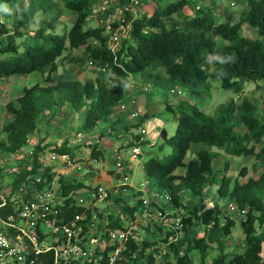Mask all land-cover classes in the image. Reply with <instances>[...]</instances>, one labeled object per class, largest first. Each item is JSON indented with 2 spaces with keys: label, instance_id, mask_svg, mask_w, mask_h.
<instances>
[{
  "label": "trees",
  "instance_id": "16d2710c",
  "mask_svg": "<svg viewBox=\"0 0 264 264\" xmlns=\"http://www.w3.org/2000/svg\"><path fill=\"white\" fill-rule=\"evenodd\" d=\"M57 1L62 10L74 16L65 34L47 33L52 29L53 20L60 15V10L50 0H28V16L46 13H54L55 16L33 33L31 42L25 44L20 52L16 42L19 34L0 25V80L32 73L42 76L41 84L23 88L14 102L4 105L7 121L0 129V153L7 155L21 151L28 136L37 129L39 114L64 104L80 113L79 131L92 130L100 123L108 125L105 127L109 131L118 132L121 137L130 134V130L138 128L143 118L139 116L138 120L130 121L115 112L118 103L124 101V80L129 75H138L142 83L156 92L184 89L188 100L182 98L173 104L163 102V109L175 120L173 135L163 140L170 148V154L162 160L149 158L142 164L145 177L153 178L158 190L169 199L170 208L164 206L161 211H173L174 216L182 210L185 212L180 216L183 236L169 245L174 264H194L189 257L192 253L198 255L197 264H206L212 244L216 246L217 254L209 264H264L260 259L264 243V105L258 112L247 97L239 96L236 101L218 105L208 115L193 103L195 99L208 96L210 86L207 80L213 76L217 77L220 89L236 95L243 91L240 79L251 83L264 82V0H241L243 9L235 18L224 9V21L221 23L215 22L208 8L197 7L196 3L202 0H148L155 5L149 15L132 18L125 12L122 22L114 20L106 24L109 30L122 25L127 32L126 37L117 40V48L110 40V31L103 24L98 25L97 21L111 17L116 8L122 12L123 0H114L104 7L101 0ZM97 5L98 10H95ZM94 18V27L86 28V23ZM242 25L256 31L257 38L242 37ZM216 39L223 44L216 45ZM79 48H82L80 55L71 57L69 52ZM5 55L9 57L3 58ZM208 58L217 61L211 74L202 65ZM57 60L87 64L105 73L111 85L90 79L83 82L56 79ZM238 125L242 128L240 133L235 132ZM136 140L137 136H133V141L122 148H131ZM211 148L222 151L226 156L251 157L254 162L250 168L254 171L258 166L261 172L256 178H247L240 183L236 178L225 176L227 163L222 169L212 170L211 163L217 154L211 152ZM43 149L39 143L34 145L30 170L19 174L13 185L39 170L37 155ZM49 151L72 158L71 151L65 147H53ZM186 154L190 158L184 162ZM101 159V152L92 146L87 160ZM178 169L181 174L175 173ZM49 171L47 167L41 169V182L42 178L47 182L52 179L54 174ZM110 173L115 179L119 177L114 172ZM244 176L242 168L238 177ZM216 181L215 196L217 200L226 202L223 210L218 205L210 208L204 205V189L208 190V186ZM57 182L60 195L65 198L81 188L89 189L80 182H68L63 178ZM183 193H189L198 203L187 206L180 198ZM228 204L237 211H243V216L224 214ZM60 209L65 221L83 213L87 217L90 215L88 210L75 206L70 198L63 201ZM9 212V205H6L0 215ZM231 215L237 220L244 245L240 253L225 261L222 240L229 236L235 225ZM194 222L201 224L204 232L200 238L188 240L185 235ZM254 225L259 232L255 231ZM120 227L116 220H109L107 224L109 229ZM149 244L151 242H142L138 254ZM127 247L131 252L137 248L132 243ZM32 259L33 264H52L50 252L37 254ZM150 263L151 259L147 257L144 264Z\"/></svg>",
  "mask_w": 264,
  "mask_h": 264
},
{
  "label": "built area",
  "instance_id": "2783aa9c",
  "mask_svg": "<svg viewBox=\"0 0 264 264\" xmlns=\"http://www.w3.org/2000/svg\"><path fill=\"white\" fill-rule=\"evenodd\" d=\"M113 1L101 0V6ZM140 5L141 0H123L122 12L116 8L111 17L98 19L97 24L104 25L114 20L120 23L125 12L132 18L138 17L134 8ZM107 31H110V40L115 44L125 29L119 25L114 29L107 28ZM137 91L148 94L150 86L141 84ZM187 95L184 89L174 88L168 90L164 98L170 101L174 97ZM126 97L115 107V112L130 121L138 120L134 98ZM133 136H137V140L130 152L126 153L121 147L132 142ZM143 136L144 129L141 128L136 134H126L121 137L120 147L113 149L110 157L114 165L110 164L111 170L119 175L117 179H112L113 183L81 188L69 193L66 198L60 195L57 182L60 177H55L56 173L63 174L70 170L77 176H87L96 168L98 161L81 164L67 155L43 149L37 155L39 170L13 185L19 174L30 170L32 150L24 156L19 155L20 151L7 155L0 153V211L6 205L10 208L9 213L0 215V264H33V256L48 252L51 253L52 264H131L132 261L134 264H144L147 257L151 259L150 264H174L169 245L183 236L180 216H174L173 211H161L164 206L170 208L169 199L164 193L158 191L148 197L128 182L130 166L137 164V145L144 142ZM26 144H29L28 139ZM45 167L54 176L48 182L42 178L41 182V169ZM118 169L122 172L117 173ZM67 198L73 200L75 206L88 210L89 217L83 213L65 221L60 208ZM127 208L132 209L131 213ZM227 212L238 218L244 213L231 204L227 205ZM109 220L119 221L121 227L107 228ZM155 228L161 229L162 241L152 234ZM144 241L151 244L138 254ZM128 243L137 248L131 252Z\"/></svg>",
  "mask_w": 264,
  "mask_h": 264
},
{
  "label": "rangeland",
  "instance_id": "374dc122",
  "mask_svg": "<svg viewBox=\"0 0 264 264\" xmlns=\"http://www.w3.org/2000/svg\"><path fill=\"white\" fill-rule=\"evenodd\" d=\"M50 1L54 2L56 8L60 10V15L56 20H53L52 29L48 30L47 33H54L56 35L65 34L73 22L74 16L69 12L62 10L57 0ZM27 2L28 0H9L8 2L0 0V25L9 29L11 32L19 34V37L16 40L20 46L19 52L25 44L31 42L33 33L39 27L44 26L55 16L54 13H46L45 15L37 14L33 17L28 16L26 10ZM213 2L215 5L210 6L208 9L211 11V17L217 23L224 21L222 13L224 9L232 13L234 18L243 9L241 0H213ZM208 3L209 0H202L198 1L196 5L197 7L202 8L207 7ZM230 3H234V5L231 6ZM3 6H7V10H5ZM154 6V3H151L148 0H141V5L134 9H137V15H149ZM95 10H98V5ZM95 19L96 18L86 23L85 27H94L95 23L93 21H95ZM104 26L107 30V25L104 24ZM126 33V31L123 32V34L120 35L117 40L120 37H126ZM240 33L244 38L251 40L257 38L256 31L246 27L245 25L240 27ZM215 43L216 45L223 44V42L218 39L215 40ZM115 48H117V42H115ZM81 52L82 48H79L77 50H71L69 54L71 57H74L80 55ZM65 54L66 53H63V55ZM7 57H9V55H5L3 58ZM56 64V79H76L80 82L90 79L92 81L104 83L108 86L111 85L105 73L95 70L87 64L76 65L59 62V60L56 61ZM214 64H217V61L213 58H208L203 62L202 65L206 72L211 74V69L213 68ZM130 78L138 79L139 76L130 75L126 77L127 83H129ZM41 81L42 76L38 73H32L26 76H11L0 80V129L2 124L7 121V117L3 112L4 105L7 102H14L15 99L21 95L23 88L33 86L37 83L41 84ZM207 82L210 86L208 96L201 99H195L193 100V103H195L204 113L208 115H211L218 105L229 100L236 101L239 96L247 97L249 101L255 104L258 112L261 111L264 105V82L251 83L245 79H240L239 83L243 89L240 95H236L232 91L220 89L217 77L213 76L212 78H208ZM162 94L165 95L166 92ZM143 96L146 98V100L141 106H139V108H137L139 116L143 118L142 122L138 128H133L130 130V132L131 134H136L138 129H144V142L137 145L139 149V156L137 159V164H131L130 166L128 182L134 189L142 190L148 197H151L152 195L158 193L159 190L155 186L153 178L148 179L145 177L142 164L149 158H157L162 160L170 154V148L163 142V140L159 138V134L163 132L166 139L173 135L175 129V120L171 114L163 109L164 103L161 102L160 99H157L159 95L156 90L154 91L152 88H150V92L145 95L143 94ZM182 98L188 100V95L183 97H174L171 99V103H176ZM81 121L82 119L80 113L73 111L66 104L42 111L37 118L36 131L31 136H28L27 139L29 144H26V146L21 149L19 155L24 156L25 153L33 149L35 144L39 143V147L43 146L44 149L53 147L68 148L71 151L73 160L78 162L80 159L79 163L86 164L88 161L87 159L90 148L92 146H96V149L102 154V159L98 160V165L96 166V168H98L96 169V179H88L85 177V175L77 176L70 170L63 174L56 173L55 177L63 178L68 182H80L89 188L113 183L112 179H115V177L112 175V173H110L112 172L110 171L112 167L109 165L111 164L112 158L110 155L115 146H119L121 142V135L118 132L109 130V133H107L105 131L107 127L104 128L103 132V126L108 125H101L100 123L92 130H87L84 132L79 131ZM241 130L242 128L239 125L235 128V132L240 133ZM0 137H2V135H0ZM122 149H124V147ZM210 150L211 152L217 154V157L211 163L212 170L222 169L223 164L227 163L225 176L231 179L236 178L240 183H243L247 178H256L261 172V169L258 166L255 167L254 171L250 168L254 162L253 158L251 157H231L226 156L222 151H219L215 148H211ZM125 151L126 153H129L130 148H126ZM189 158L190 155L186 154L184 162H186ZM111 165H114V163ZM242 168L245 170V176L238 177V171ZM121 172V169L117 170V173ZM175 173L181 174L182 171L178 169L175 171ZM216 185L217 181L214 183V185L208 186V190H206V188L204 189V194H206L204 197V205L207 208L218 205L223 210L226 202L217 200L215 196ZM180 198L187 206H194L196 203H198V200L194 197H191L189 193H183ZM227 213V211H224V214ZM177 215L183 216L185 215V212L182 210L178 212ZM231 218L234 219L235 225L230 230L229 236L223 238L222 240L225 261H228L233 255L240 253L243 250L244 245L243 236L241 234L237 220L233 215H231ZM254 228L256 232L260 231L257 225H254ZM203 232V226L194 222L192 227L188 228L185 237L188 240L197 239L202 236ZM152 234L156 236L158 240L162 238L161 229L159 228H155ZM216 254V246L212 244L209 247L206 264H209L211 259L215 257ZM189 257L191 260H194V264H197L198 255L195 256V253H192ZM260 259L264 263V244H262Z\"/></svg>",
  "mask_w": 264,
  "mask_h": 264
},
{
  "label": "crops",
  "instance_id": "0c3cea01",
  "mask_svg": "<svg viewBox=\"0 0 264 264\" xmlns=\"http://www.w3.org/2000/svg\"><path fill=\"white\" fill-rule=\"evenodd\" d=\"M215 4H214V2H213V0H209V3H208V5H207V7H202L203 8V10L204 9H206V8H209L210 6H214ZM230 5L231 6H233L234 5V3L233 4H231L230 3ZM152 9V8H151ZM130 76V75H129ZM125 81V84H126V86H125V91H124V94H126L125 96H127V97H132V98H134V100H135V102H136V110H137V108H139V106H141L142 105V103H144L145 102V100H146V98L143 96V94H140L138 91H137V87L139 86V85H141V84H144V83H142L141 81H140V79L138 78V79H135V78H130V81H129V83H127V81H126V79L124 80ZM145 95V94H144ZM158 95H159V97L157 98V99H160V101L161 102H164L165 101V98H164V94H162L161 92H159L158 91ZM167 102H169V103H171V100L170 101H167ZM173 104V103H172ZM119 115H121V114H119ZM122 116V115H121ZM104 127L105 126H103V129H102V131L104 132ZM109 130V128L107 127L106 129H105V131L107 132ZM110 165V164H109ZM109 167V166H108ZM110 167H111V165H110ZM109 167V168H110ZM96 169H98V168H94V170L91 172V174L90 175H87V176H85L86 178H88V179H96L97 178V173H96ZM110 171H112V170H110ZM144 192V191H143ZM145 194V193H144ZM146 195V194H145ZM147 196V195H146ZM264 244V243H263Z\"/></svg>",
  "mask_w": 264,
  "mask_h": 264
},
{
  "label": "water",
  "instance_id": "95a60500",
  "mask_svg": "<svg viewBox=\"0 0 264 264\" xmlns=\"http://www.w3.org/2000/svg\"><path fill=\"white\" fill-rule=\"evenodd\" d=\"M159 138L161 139V140H165L166 138H165V134L163 133V132H161L160 134H159Z\"/></svg>",
  "mask_w": 264,
  "mask_h": 264
},
{
  "label": "clouds",
  "instance_id": "9594fccd",
  "mask_svg": "<svg viewBox=\"0 0 264 264\" xmlns=\"http://www.w3.org/2000/svg\"><path fill=\"white\" fill-rule=\"evenodd\" d=\"M5 10H7V6H3Z\"/></svg>",
  "mask_w": 264,
  "mask_h": 264
}]
</instances>
